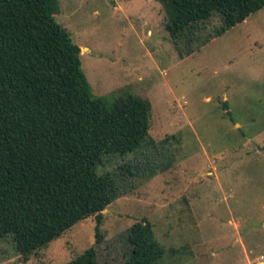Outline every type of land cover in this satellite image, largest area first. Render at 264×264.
<instances>
[{"label": "rangeland", "instance_id": "374dc122", "mask_svg": "<svg viewBox=\"0 0 264 264\" xmlns=\"http://www.w3.org/2000/svg\"><path fill=\"white\" fill-rule=\"evenodd\" d=\"M59 1L92 94L148 100L150 129L99 167L121 190L101 222L29 258L5 237L0 264H264V7L176 43L157 0Z\"/></svg>", "mask_w": 264, "mask_h": 264}, {"label": "trees", "instance_id": "16d2710c", "mask_svg": "<svg viewBox=\"0 0 264 264\" xmlns=\"http://www.w3.org/2000/svg\"><path fill=\"white\" fill-rule=\"evenodd\" d=\"M157 1L176 43L196 38L213 16L221 35L264 7V0ZM59 7L0 0V240L10 237L24 258L89 217L102 221L121 190L99 167L139 149L150 129L148 100L92 94L81 48L55 17Z\"/></svg>", "mask_w": 264, "mask_h": 264}]
</instances>
